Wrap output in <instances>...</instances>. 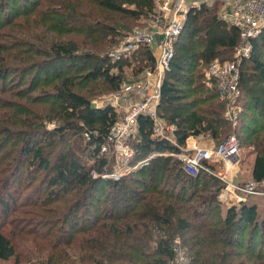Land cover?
Wrapping results in <instances>:
<instances>
[{"label": "trees", "instance_id": "trees-1", "mask_svg": "<svg viewBox=\"0 0 264 264\" xmlns=\"http://www.w3.org/2000/svg\"><path fill=\"white\" fill-rule=\"evenodd\" d=\"M21 1L32 2L0 0V12L23 6L19 5ZM50 3L55 9L41 17L44 34L37 27L27 31L35 44L44 41L45 49L35 45V50L45 52L51 60L29 64L31 57L24 59V64L28 63L23 65L25 74L36 71L32 90L50 62L75 59L82 62L79 67L85 70V81L119 90L125 81L123 62L108 56V50L117 36L145 23L156 11L155 0ZM36 13L35 17H40L43 12ZM15 14H7L13 17L8 20L12 26L20 19ZM30 14L25 13L32 26ZM70 33L81 36V43L76 45L68 38ZM45 37L50 39L46 41ZM238 43L240 32L230 21L204 7L188 14L183 30L174 39L176 53L162 82L158 108L162 121L175 126L172 138L153 137L154 119L142 113L139 131L131 139L130 159L137 163L143 156L160 155L127 180L122 178L125 182L109 175L112 161L102 152L118 113L111 105H94L89 97L76 91L73 76H58L55 83V79H46L55 88L44 94L52 96L51 106L27 108L30 122L24 121L28 116L23 117V110L14 111L16 115L8 113V123L0 124V218L5 217L0 224V264H168L174 257L175 239L186 248L190 264H264V197L248 195L240 204L224 208L218 199L224 186L219 177L205 169L190 174L183 160L173 153L182 150L190 135L208 134L219 144L234 132L241 143L249 139L254 147L252 178L264 181V30L251 39V59L241 69L240 101L244 110L237 126L225 117L226 102L219 97L218 84L206 82L209 63L216 57L232 59ZM10 44L0 43L2 80L10 74L13 48L21 45L19 41ZM132 56L139 60L136 73L156 64L149 45H140ZM17 81L26 84L24 77ZM54 118L65 124L47 129L44 120ZM19 121L25 122L21 137L12 140L17 136L12 126ZM67 128L86 133V161L70 153H60L53 159L51 148L64 140ZM39 134L41 137L36 139ZM23 169L26 173L43 172L50 201L41 204L42 208L39 203H23L15 208L17 198L8 178L13 171L17 170L18 175ZM4 178L7 181L2 190ZM107 188L112 197L106 200ZM54 202L57 206L51 209Z\"/></svg>", "mask_w": 264, "mask_h": 264}, {"label": "rangeland", "instance_id": "rangeland-1", "mask_svg": "<svg viewBox=\"0 0 264 264\" xmlns=\"http://www.w3.org/2000/svg\"><path fill=\"white\" fill-rule=\"evenodd\" d=\"M51 0H32L30 3L21 1L18 8H10V12H0V43H4L6 45H12L10 43H16L19 41L21 45L15 46L12 50L14 53V57L11 59L9 63L10 67V74L7 77L6 80L0 79V124L4 125L8 122L7 120H10L11 116L7 114H12L16 115L15 112H20L23 110L25 111L23 113L24 121L30 122V116L27 113V108H38L41 104L46 105L48 108L51 106V100L52 96L51 95H44L47 93H52L54 92L55 88L53 87V84L47 81L46 79H55L52 82H58L57 77L61 75H69L73 76L75 78V90L80 92L81 94L85 95L86 97H89L91 99V102L94 105L98 106H104V105H111L114 107V109L118 113V119L122 118L127 110L129 109L130 105L135 102L140 100L138 95L134 88V84L138 82H143L146 83L147 85H153L156 86L158 83H162L164 78L167 75V72L165 73L163 79L159 76L158 72H154L152 70L153 67L147 66L146 69H144L141 73L138 71L136 73V69H138V59H134L136 56H132L130 53L129 55H117L113 56L111 53L112 51H117L120 49L123 45V41L125 36L132 33L134 28H139V29H145L152 24L149 18L145 20V23L137 24L134 26L133 29L128 30L124 32L122 35L117 36V41L109 48L108 50V56H111L113 59H118L120 62L123 64V74L125 76V81L122 84V87L119 90L112 91L108 88L107 86H104L103 84H98L99 82H94V83H89L85 81L84 79V72L85 70H81L80 64L82 62H79L78 59H75V61L71 60H56L54 62H50L47 69L42 72L41 75V81L38 84V86L32 90V82H33V75L36 71H33L32 73H26V70H24V67L29 63L35 62V61H51L47 60L49 56L45 55V52H37L35 50V45L37 46V49H45L44 41L40 42L39 44H35V40H31L29 37H27V31L30 30L32 27H37V31L45 32V29L42 25L41 17L46 13L50 12L55 9V6L50 3ZM156 9L158 10L159 7L156 4ZM30 11L32 14L28 18L32 19V26L29 25L27 22V16L25 15L26 12ZM41 9V10H40ZM24 10H26L24 12ZM42 11V15L40 14V17H35L37 14L36 12ZM15 14V18H20L17 23H15L13 26L8 23L9 19H12V16H9L7 14ZM19 13V14H17ZM68 38H71L76 45L78 43H81L82 37L79 36L76 33H70L67 34ZM10 37V38H9ZM46 41L50 39V37H45ZM152 49V46H150ZM154 48V47H153ZM78 51L79 50L77 46ZM48 50V49H47ZM237 49L235 48L233 58L236 56ZM80 53V52H77ZM119 53V52H116ZM115 55V54H114ZM125 56L127 59H125ZM31 57V60L25 65L24 61L25 58ZM137 58V57H136ZM131 62V64H128ZM80 63V64H79ZM245 64L248 62H244ZM143 64V63H140ZM25 65V66H23ZM80 66V67H79ZM84 68V67H83ZM240 68L243 69L245 68L244 64L240 65ZM115 71H119L117 68L114 69ZM152 70L148 74V71ZM84 73V74H82ZM153 73V74H152ZM24 77V80L26 81L25 85H19L18 78ZM45 80V81H44ZM97 83V84H96ZM130 87L131 89H128ZM134 90V91H133ZM45 96V97H44ZM41 97L40 100H36L37 98ZM49 100V102H45ZM7 101H13L12 103H6ZM21 104V106L18 105ZM15 104V105H14ZM1 113H3L1 115ZM155 117L158 118L159 120H162L160 115H159V110L157 109V112L155 114ZM158 120V121H159ZM41 120H35L33 122L39 123ZM165 121V119H163ZM45 122V127L47 129H55L56 127L58 128L60 125L65 124V122H62L59 118H54L53 120H44ZM240 122V120H239ZM25 122H18V124H14V133H16L14 136V139L20 138L21 133L23 131V125ZM67 136L64 138V140L60 141L56 146L51 148L52 150V155L53 159L57 158L60 153H70L74 154L76 157H79L81 160L86 161L87 158L85 156V150L84 148V137H86V133L79 134L76 132L74 129L67 128ZM239 131V130H238ZM1 132V130H0ZM190 136H195V135H190ZM189 136V137H190ZM3 134H0V144L3 142L2 140ZM17 137V138H16ZM41 134L36 136V139L40 138ZM11 140V141H12ZM195 142H197L198 146L201 147H206L208 145L214 144V140L211 137V135H204L201 134L199 136H196ZM106 153V152H105ZM176 157L180 158L183 160L181 157L176 154V152H173ZM109 155V158L112 161L113 165V170L112 173H115L114 177L116 180H120L121 182H125L122 180V178L126 179L129 178V176L138 168H141L142 165H144L146 162H149L152 158L160 155L156 153H152L147 156H143V160L136 161L137 163L134 162V160L128 156L125 157L123 152L117 150L113 146H111L107 152ZM156 154V155H155ZM254 147L252 145H249V139H245L242 143V148L239 152V154L234 157L231 161H217L215 168L213 169V173L215 176L220 175L222 173L228 174V178L230 180H234L239 183H245V182H251L253 180L252 178V167L254 163ZM147 159V161L145 160ZM25 169V168H24ZM21 170L20 173L17 175V170L13 171L8 180L10 183V189L14 192L15 197L17 198V203L15 208H20L23 203L25 204H35L39 203V205L44 204L46 205L50 200L47 197L48 193V188L46 187L45 184H43L44 177H43V172L41 173H30L25 170ZM32 171V170H31ZM2 175H0L1 177ZM219 179L222 181V184L225 185V182L219 177ZM7 179L4 178L3 183H2V190L4 189V184L6 183ZM205 183V182H204ZM123 185L122 183L118 185L120 187ZM224 187V186H223ZM222 187V189H223ZM111 190L107 188L106 193L104 195V199H108V197H112V195L109 194ZM112 192V191H111ZM110 195V196H109ZM256 195V194H255ZM259 196V195H256ZM109 201V200H108ZM233 201V202H232ZM231 203L233 204H240L236 203L235 200H232ZM43 205V206H44ZM41 205V208L43 207ZM57 206V203L54 202L50 207ZM229 205L225 206L223 205L224 208L228 207ZM23 207H33V206H28L24 205ZM49 207V205L47 206ZM36 208V206H34ZM94 212H96V209L93 207L92 208ZM99 209H101V206L99 205ZM101 211V210H100ZM97 213V212H96ZM45 214V213H44ZM5 220V217L0 218V224L1 221ZM247 239H245L246 241ZM246 243V242H245ZM6 263V262H3ZM8 263V262H7ZM10 262L9 264H11Z\"/></svg>", "mask_w": 264, "mask_h": 264}, {"label": "built area", "instance_id": "built-area-1", "mask_svg": "<svg viewBox=\"0 0 264 264\" xmlns=\"http://www.w3.org/2000/svg\"><path fill=\"white\" fill-rule=\"evenodd\" d=\"M155 2L159 9H156L149 17L154 25L145 29L134 28L132 33L124 35L122 47L117 51H112L111 54L113 56L129 55L142 44L152 46L156 57V64L152 70L155 73L158 72L163 79L165 73L171 69L176 53L174 39L183 30L187 16L192 10L204 7L218 15L220 19L230 21L240 32V43L235 47L236 56L229 60L214 58L205 68V75L207 84H218L219 97L226 102L225 117L233 126H237L244 110L240 101V65L250 61L251 39L264 30V0H155ZM152 70L148 71V74H151ZM133 86L136 90L133 91L139 94L140 100L133 102L126 114L113 124L107 140L102 145V152L107 153L113 146L123 152L125 157L130 156L133 151L131 139L139 131V116L142 113L149 114L154 119L153 137L172 138L175 126L165 124L155 117L161 100L162 83L153 86L138 82ZM128 89L131 88L128 87ZM189 138L182 150L176 154L183 159L184 168L192 175H197L201 169L213 173L217 161H231L242 148L241 140L234 132L228 134L219 144L211 147L198 146L195 141L189 143ZM206 161L212 164L213 169ZM114 174L109 175L115 176ZM217 176L225 182L218 194L222 205L231 206L233 205L232 200L241 203L247 199L248 195L256 194L264 197V181L251 180V182L239 183L230 180L226 173ZM173 250L174 257L168 261V264H190L186 248L181 245L179 239H175Z\"/></svg>", "mask_w": 264, "mask_h": 264}, {"label": "crops", "instance_id": "crops-1", "mask_svg": "<svg viewBox=\"0 0 264 264\" xmlns=\"http://www.w3.org/2000/svg\"><path fill=\"white\" fill-rule=\"evenodd\" d=\"M188 141H189V143H192L194 141H197L196 140V136H190V138L188 139ZM214 145H216L215 142H214V144H211V145H208V146L211 147V146H214Z\"/></svg>", "mask_w": 264, "mask_h": 264}]
</instances>
